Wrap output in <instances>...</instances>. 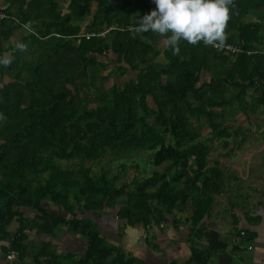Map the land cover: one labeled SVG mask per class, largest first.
Returning <instances> with one entry per match:
<instances>
[{
	"label": "trees",
	"instance_id": "1",
	"mask_svg": "<svg viewBox=\"0 0 264 264\" xmlns=\"http://www.w3.org/2000/svg\"><path fill=\"white\" fill-rule=\"evenodd\" d=\"M154 9L152 0H0L6 16L0 21V58L12 59L9 68L0 66V114L5 117L0 120V242L7 243L0 247V263L13 251L18 264L28 252L32 264H60L59 257L69 264H143L99 237L93 220L105 209L114 210L124 226L144 229L168 218L175 226L173 212H186L190 243L202 236L201 220L221 189L222 176L216 166H208L207 143L193 142L189 121L203 119L225 147L237 133L228 134L217 108L236 101L250 114L264 109V0H234L225 45L235 53L181 41L179 54L173 55L164 47L155 50L162 38L156 34L133 38V22ZM248 16L255 21L243 22ZM84 34L93 36L85 39ZM107 54L135 74L122 86L94 95V107L87 109L74 74L81 70L78 76L84 77L88 68L94 83L95 57ZM159 55L162 62L154 63ZM116 70L122 77L125 67ZM21 72L28 77L20 81ZM247 95L252 103L244 105ZM137 152L149 153V164L165 169L126 182L104 172L89 176L82 165L104 155ZM58 162L76 167L62 169ZM44 201L69 218L46 210ZM35 215L50 226L42 227ZM11 223L16 227L9 232ZM62 229L85 241L78 258L50 249L48 238ZM38 234L48 242L39 240L28 251L27 235ZM189 250L184 264H205V252Z\"/></svg>",
	"mask_w": 264,
	"mask_h": 264
},
{
	"label": "crops",
	"instance_id": "2",
	"mask_svg": "<svg viewBox=\"0 0 264 264\" xmlns=\"http://www.w3.org/2000/svg\"><path fill=\"white\" fill-rule=\"evenodd\" d=\"M249 191L241 196L231 194L228 188L221 187L219 193L213 196L209 213L201 220L202 236L192 238V243L190 224L185 221L186 212H173L174 218L178 220L175 226L167 217L169 220L166 223L156 227H127L123 225L124 220L116 219L114 210L107 209L100 212L93 222L99 230V237L106 244L117 247L127 257H133L143 264H184L190 257L189 248L192 247L206 253L205 264H264V199L252 202L254 198L251 196L257 193ZM34 218L42 227L50 226L49 220L36 215ZM15 227L16 224L11 223L7 231L11 232ZM239 232L245 236L251 233L252 236L239 239L237 244L232 243L231 238ZM59 233L54 239L48 238L50 249L61 256L69 255L72 259L81 256L85 248L82 237L70 235L63 229ZM39 240L48 242L43 234L27 235L25 243L29 244L28 251L34 250ZM6 245L0 242V247ZM30 257L28 252L19 264H32ZM58 262L69 264L61 257Z\"/></svg>",
	"mask_w": 264,
	"mask_h": 264
},
{
	"label": "rangeland",
	"instance_id": "3",
	"mask_svg": "<svg viewBox=\"0 0 264 264\" xmlns=\"http://www.w3.org/2000/svg\"><path fill=\"white\" fill-rule=\"evenodd\" d=\"M90 17H86L80 24V33L85 31V26ZM253 22V17H245L243 22ZM262 37V47H264V26L260 31ZM134 36V33H133ZM163 38L155 42V50L159 51L163 48ZM43 52L38 51L36 55ZM151 56V54H150ZM26 61L31 60V56H26ZM151 60L147 57L146 64ZM153 62H162L159 56L153 59ZM95 67L99 72L94 83L90 84V71L88 68L84 71V77L78 76L79 70L74 74L73 81L77 84L81 96L84 99V107L89 109L94 107L91 103V98L96 94H104L111 86L120 87L123 83L131 80L135 72H131L122 63H115L113 58L107 54L104 57H95ZM145 64V65H146ZM116 67H125L124 75L119 76ZM109 75L107 80L102 81L100 77ZM28 77L26 72H21L19 80ZM207 76L202 78V82H207ZM82 83L85 85L83 86ZM252 103L247 95L244 99V105ZM217 112H222V123L228 126V134L235 131L236 136H232L227 140V145L223 147L222 141L216 140L209 133V129L205 125V121L190 120V133L193 137V142L207 143L210 147V152L207 156L208 166H216L221 171L222 188H228L231 194L245 195L249 190L253 193L254 199L252 202L262 201L264 199V114L263 108L256 109L254 114H250L248 110L241 111L238 102L234 101L223 109H216ZM165 143H169V138L165 137ZM150 157L149 153L137 152L122 158L104 155L95 162H84L82 165L89 170V176L98 177L103 172L106 178L119 177L126 182L132 179L141 180L155 171L161 173L164 165L152 167L147 161ZM191 161V160H190ZM191 163V162H190ZM60 168H75L76 164H66L58 162ZM124 165L121 169L120 165ZM136 166L137 170L134 169ZM191 167V166H190ZM260 193V194H259ZM253 204V203H252ZM42 206L49 212L59 216L69 218L63 211L58 212L56 207L49 202H42ZM14 224L10 226L12 228ZM75 256L74 258H78Z\"/></svg>",
	"mask_w": 264,
	"mask_h": 264
},
{
	"label": "clouds",
	"instance_id": "4",
	"mask_svg": "<svg viewBox=\"0 0 264 264\" xmlns=\"http://www.w3.org/2000/svg\"><path fill=\"white\" fill-rule=\"evenodd\" d=\"M155 9L133 22V38L153 33L163 38V47L178 55L181 41L195 46L222 48L226 42V29L231 19L234 0H152ZM28 27V25H25ZM20 50H26L23 44ZM12 63L9 55L0 58V66ZM5 117L0 114V120Z\"/></svg>",
	"mask_w": 264,
	"mask_h": 264
},
{
	"label": "built area",
	"instance_id": "5",
	"mask_svg": "<svg viewBox=\"0 0 264 264\" xmlns=\"http://www.w3.org/2000/svg\"><path fill=\"white\" fill-rule=\"evenodd\" d=\"M3 19H6V16L2 12H0V21L3 20ZM102 35H103V33L99 34V36H102ZM91 36H93V34H84L85 39H87L88 37H91ZM212 49L214 51H220L221 49H223V50L229 51L231 53L237 52L236 48L231 47L229 45H225L222 48L212 47ZM241 238H245V235L243 234V232H239L238 235L232 237L231 238V242L234 243V244H237L238 240L241 239ZM247 249H249V247ZM15 257H16V255H15V253L13 251H8L4 255L3 260H2V262L0 264H16Z\"/></svg>",
	"mask_w": 264,
	"mask_h": 264
},
{
	"label": "water",
	"instance_id": "6",
	"mask_svg": "<svg viewBox=\"0 0 264 264\" xmlns=\"http://www.w3.org/2000/svg\"><path fill=\"white\" fill-rule=\"evenodd\" d=\"M151 253H152V251H151Z\"/></svg>",
	"mask_w": 264,
	"mask_h": 264
}]
</instances>
